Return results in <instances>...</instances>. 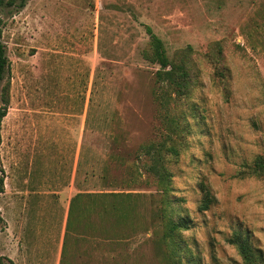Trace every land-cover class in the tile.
Masks as SVG:
<instances>
[{
  "label": "rangeland",
  "instance_id": "obj_1",
  "mask_svg": "<svg viewBox=\"0 0 264 264\" xmlns=\"http://www.w3.org/2000/svg\"><path fill=\"white\" fill-rule=\"evenodd\" d=\"M19 3L0 9L10 61L0 264L23 211L41 212L42 223L58 217L59 231L64 214L60 264H244L228 242L235 235L264 264V173L256 167L264 160V0ZM146 26L169 55L193 49L191 94L172 105L190 133L180 156L166 157L169 209L190 228L171 238L156 215L163 191L138 155L165 138L169 120L153 95L159 66L144 57ZM202 182L215 198L207 211ZM101 191L133 197L121 213L104 209L112 199L81 198L68 226L74 196Z\"/></svg>",
  "mask_w": 264,
  "mask_h": 264
},
{
  "label": "trees",
  "instance_id": "obj_2",
  "mask_svg": "<svg viewBox=\"0 0 264 264\" xmlns=\"http://www.w3.org/2000/svg\"><path fill=\"white\" fill-rule=\"evenodd\" d=\"M19 1V8H23L27 0ZM3 5L4 0H0V9ZM146 31L150 35V42L149 53L144 55V57L146 60L159 66V70L155 73L156 89L153 95L162 112L165 115L168 114L169 120L166 121V131L168 133L165 135V138L157 143L142 146L138 155L148 158V163L144 164V172L150 174L157 181L164 193H162L160 202L156 206V215L166 222L168 237L171 238L177 235L178 232L190 228L187 220L174 218L169 209L170 201L167 195L168 191L171 190L172 174L166 167V157L178 158L182 151L181 148L185 143L186 135L190 133L189 126H179V122L172 117V105L175 101L187 98L191 94L194 85L192 69L190 68L193 49L186 47L185 49L175 50L169 55L161 38L153 33L151 27L146 26ZM9 70L10 61L7 55V49L0 40V96H2L0 103V130L1 122L8 112V96L6 93L9 85V81L7 80ZM256 167L257 173H264V160L259 159L256 162ZM102 178L105 179L104 176ZM3 184L4 179L0 177V193L3 192ZM200 187L203 192L200 210L207 211L215 202V198L205 182H202ZM131 197H133L132 193H124L121 191L88 192L84 195L78 193L71 201L68 226L81 198H86L89 203L93 204L112 199L110 206L105 205L104 209L106 211L121 213L122 207L120 202L125 198ZM228 242L237 247L244 260V264H263L260 262L262 260V253L259 252L258 254V251L250 245L247 239H244L240 235H235Z\"/></svg>",
  "mask_w": 264,
  "mask_h": 264
},
{
  "label": "crops",
  "instance_id": "obj_3",
  "mask_svg": "<svg viewBox=\"0 0 264 264\" xmlns=\"http://www.w3.org/2000/svg\"><path fill=\"white\" fill-rule=\"evenodd\" d=\"M24 213L17 217V242L7 243L1 249L6 264H60L65 237L64 214L59 231L58 217H48L47 222L42 223L41 212L31 216Z\"/></svg>",
  "mask_w": 264,
  "mask_h": 264
}]
</instances>
